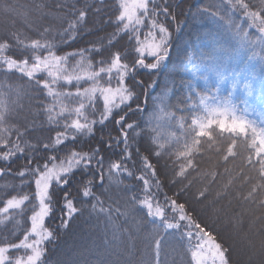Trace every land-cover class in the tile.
Instances as JSON below:
<instances>
[{"label":"snow or ice","instance_id":"snow-or-ice-1","mask_svg":"<svg viewBox=\"0 0 264 264\" xmlns=\"http://www.w3.org/2000/svg\"><path fill=\"white\" fill-rule=\"evenodd\" d=\"M80 3L81 0H39L32 5H19L10 0H0V11L6 17H22L27 27L36 30L34 26L41 25L43 28L39 31V39L26 36L21 39L19 31L0 38V161L9 165L0 167V177L13 174L11 164L18 154L26 159L28 165L15 173L23 178L20 185L6 184L0 188L34 185L32 192H19L2 201L0 225L13 219L16 214L13 210L22 214L28 202L31 226L18 243L8 242L7 238L0 243V264H45V242L54 239L53 232L45 226V220L55 207V190L71 186L77 173L89 177L80 181L82 196L94 200L91 205L93 211L98 208L109 221H112L113 213L124 217L127 222L134 219L137 208L147 210L154 225L151 264H162L160 257L165 237L161 232L178 231L182 228L181 222H185L184 227L188 229L181 235L186 236L190 244L192 240L197 241L189 249L195 264H234L232 246L218 241L203 227L195 218L194 210L167 194L164 196L165 204H160L157 193L162 190V181L148 156L140 157L143 170L136 177L143 183L142 198L133 195L121 204L120 200H112L109 195L112 202L105 207L104 200L93 191V187L98 186L103 189L102 194H109L105 187L106 176L109 186L119 187L123 183L121 176L134 175L124 163L132 156L130 132L139 135L136 131L139 126L128 122L129 114L144 110L141 95L145 96L143 103L146 104L148 90L156 86L155 80L147 84L138 80L137 73L146 70L149 77H154L159 72L169 58L173 35L170 26L175 24L178 31L181 22L173 11L179 5L170 0H118L119 11L115 17L118 27L113 37L120 33L128 34L135 42V56L128 62L127 53L122 57L121 52L116 51L109 59L101 58L94 63L85 53H99L96 45L91 49L57 54L60 44L76 40L82 31L91 6L85 2L83 7H79ZM94 11L99 13L101 9L95 8ZM235 13H239L243 20L237 22ZM191 16L193 19H215L231 31L240 48L250 51L251 55L242 67L231 70L209 65L201 69L194 58L189 57L188 63L196 79L183 81L180 89L169 88L153 100V111L148 121L151 142L155 146L153 154L157 157L174 156L179 161L175 174L182 179L195 173L212 184L218 183V177L227 176L226 182L215 193V201L227 200V206L217 211L225 213L227 222L241 239L247 256L245 264H264V0H258V3H253V0H215L208 6L197 7ZM46 19L60 22V27L43 25ZM12 24L14 26V20ZM143 28H147V32L142 33ZM253 29L255 32L251 31ZM56 36L60 37L59 43ZM70 57L74 63L69 62ZM253 61L259 62L262 74L258 96L254 75L257 64ZM16 73L26 78L27 86L8 82V77ZM137 88L143 90L141 94H137ZM30 89L35 91V95ZM238 92L244 97L240 99L243 108L236 102ZM41 95L44 99H40ZM25 96L35 99L39 106L38 110H27L33 117L31 120L24 114L25 106L21 103ZM97 101L102 102L98 115ZM41 114L54 128L55 136L47 140L38 138L33 143L26 137L36 130L35 117ZM105 121L118 125L119 135L114 137L108 133L109 139L104 140L101 131V142L108 149L114 145L116 148L123 146L121 159L110 161L107 167L99 146L88 151L77 150L76 147L78 137L95 136L96 126H101L102 130ZM241 147L245 150L243 155ZM42 152L51 154L45 158L41 156ZM61 152L64 154L60 155ZM136 152L139 154L138 148ZM206 154H210V160L214 155L225 165L222 173L215 169L201 170ZM238 158L242 159L238 169L241 186L247 184L248 190L233 196L231 190L235 177L227 165ZM245 169L255 175H249ZM207 192L208 189L204 188L198 195L206 199ZM63 199L68 219L81 211L69 199L66 190ZM233 200H238L239 205H234ZM63 226L67 227L66 221ZM120 230V226L113 222V239L117 238ZM21 251L23 255L18 254ZM143 264L149 262L144 261Z\"/></svg>","mask_w":264,"mask_h":264},{"label":"trees","instance_id":"trees-1","mask_svg":"<svg viewBox=\"0 0 264 264\" xmlns=\"http://www.w3.org/2000/svg\"><path fill=\"white\" fill-rule=\"evenodd\" d=\"M10 2L19 5H32L34 2L38 3L39 0H10ZM52 2V0H49ZM91 7L88 9L89 15L83 22L82 31L77 36L76 40L69 43L60 44L57 49V54L63 55L65 53L78 52L81 49H91L96 45L100 49L99 53L86 52L85 56L93 59V62L101 58L109 59L111 53L120 51L122 57L127 53V60L131 62L135 53L134 40L130 39L128 34L120 33L113 37L117 32V24L115 17L118 15V0H81L79 7H83L84 3ZM174 5H179L178 8L174 7L173 11L177 14L178 20L181 22V27L177 31L175 24L170 26L172 31V40L169 58L161 67L159 72L154 77H149L146 70H140L137 73L138 80H144L149 83L151 80L156 81L155 88H151L147 92V103L143 101L145 96L141 95L142 112L133 111L130 113L129 123H135L139 127L136 129L139 135H134L130 132L131 144V160H124L128 169L133 172L132 177H127L126 174L121 176L123 183L117 186H109L107 176L105 178V187L109 189V194H102L103 189L98 186L93 187V191L101 196L105 202V207L112 201L109 200V195L112 200H120L123 204L131 196L143 197V183L136 179L142 170L143 164L141 163V156H148L156 169L157 176L162 181V190L157 193V199L161 205L165 204L164 196L177 199L178 202L185 203L187 207L194 210V216L203 227L213 233L218 241H223L226 245H231L233 251L231 252L234 264H245L247 256L241 239L235 234L231 223L227 222L228 217L224 212H218L217 209H224L227 206V200L215 201V193L221 189V185L228 179L227 176L218 177V183L209 184L206 178L198 177L195 173L188 176L187 179H182L176 176L178 171L179 161L175 160L174 156L161 155L157 157L153 154L154 145L151 142V134L148 131L149 117L153 111V100L156 96L162 95L167 89L175 87L180 89L183 81L189 79H196L193 76L192 66L188 63L189 57L194 58V62L201 66L204 65L219 67L222 69H238L243 66V62L251 55L250 51L240 48L235 35L226 29L225 26L218 23L215 19L208 17H199L193 19L191 12H195L197 7H205L215 0H170ZM253 3H258V0H253ZM95 8H100L101 11L96 13ZM23 11V9H22ZM183 12V15L180 13ZM234 19L237 22L243 20L239 13L234 14ZM15 21L13 26L12 21ZM53 24L60 27V22L46 19L43 25ZM66 26V25H65ZM247 26V22H244ZM33 28L27 27L22 17H6L0 11V38H4L13 31L21 33V39L25 36L29 39H39V31L43 28L41 25H35ZM147 28L141 29L142 33L147 32ZM255 32V30H251ZM258 35V33H256ZM54 35V34H53ZM51 38V37H50ZM112 42L109 43V39ZM60 37L56 36V42L59 43ZM259 51V49H256ZM75 59H79L76 57ZM70 63L75 61L70 57ZM257 64L255 71L257 96L260 94V79L261 72L259 62L253 61ZM9 83H20L27 86L26 78H21L19 73L10 75L8 77ZM201 85L202 81H198ZM86 86V85H84ZM74 91V88H70ZM35 95V91L31 90ZM137 94L142 93V89H135ZM186 91V89H185ZM237 103L240 104V99H243V94L238 92ZM40 99H44L41 95ZM47 102V101H45ZM21 103L25 106V113L29 116V120L33 119L28 109L38 110V103L35 99H30L25 96ZM101 101H97V115L101 109ZM135 110V104H133ZM36 130L27 134V139L31 142H37V139L47 140L49 137L55 136V130L52 126L48 125L46 118L41 114L35 117ZM119 126L114 122L105 121V126L101 130V126H96L95 136L78 137L77 150L83 149L88 151L92 147L99 146L101 154L105 157V167L111 161H118L121 159V148H116L115 145L112 149H108L100 140L101 131L104 133V140H108V133L112 136H118ZM134 137V138H133ZM227 141H225V144ZM62 147V146H61ZM139 149L137 154L136 149ZM27 149L25 152L27 153ZM241 155L244 154V149L240 148ZM51 153H41V156L46 158ZM64 153L61 152L60 155ZM210 154H206L201 162V170H217L223 172L224 164L213 155L209 159ZM231 160V158H230ZM35 162V161H34ZM242 165V159L238 158L230 162L227 167L231 169L232 176L235 181L232 187V195L238 192H247L248 185L241 186V181L238 174V169ZM9 165L6 162L0 161V167L7 168ZM28 166L26 159L18 154L14 163L11 164L12 175H5L0 177V186L14 185L18 186L21 183V177L15 175L22 168ZM249 175H255L254 172H249ZM89 178L87 175L77 173L75 180L71 186H63V189H56L54 195L55 207L51 215L45 220V226L53 232L54 239L46 241L44 247L47 249L44 256L45 264H143L148 261L151 264L153 258V245L151 242L153 227L151 223L152 218L147 215L146 209H139L135 212L134 219H129L125 222L124 217H117L115 213L112 214V221H109L105 213H100L98 208L93 211L91 205L95 203L91 198L82 196L80 181ZM146 178L151 179L150 176ZM172 181H176L173 183ZM189 181L191 183L189 184ZM204 188L208 189L206 199L199 197V192ZM34 185H27L23 188H0V207L3 206L2 201L7 199L10 195L18 194L19 192H32ZM68 191L69 199H72L75 206L81 211L73 214L71 219H68L67 209L65 208V201L63 199L64 191ZM176 193H179L177 196ZM231 198V197H230ZM234 205H239L238 200H233ZM115 206V205H114ZM16 214L13 215L11 221L6 222L5 225H0V243L8 242L18 243L23 238L26 230L30 229L31 215L28 209V202H26L25 210L19 214L17 210H13ZM228 215H231L229 213ZM19 221V223H16ZM67 222V227L63 226ZM113 222L120 226V233L117 238L113 239L112 230ZM158 222V221H157ZM185 222H181L182 228L180 230H168V233L161 232L165 237L162 241L161 261L162 264H195L191 258L190 247L194 246L197 241L192 240L191 244L186 236H182V232L188 229L184 227ZM195 232V230L193 229ZM23 255L21 251L18 253Z\"/></svg>","mask_w":264,"mask_h":264},{"label":"rangeland","instance_id":"rangeland-1","mask_svg":"<svg viewBox=\"0 0 264 264\" xmlns=\"http://www.w3.org/2000/svg\"><path fill=\"white\" fill-rule=\"evenodd\" d=\"M164 64H165V62H164ZM164 64H163V65H164Z\"/></svg>","mask_w":264,"mask_h":264}]
</instances>
